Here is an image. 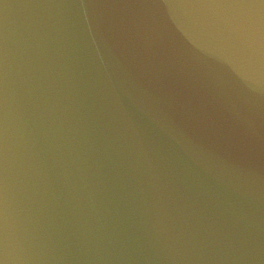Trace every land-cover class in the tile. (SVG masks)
Listing matches in <instances>:
<instances>
[{
    "label": "water",
    "instance_id": "1",
    "mask_svg": "<svg viewBox=\"0 0 264 264\" xmlns=\"http://www.w3.org/2000/svg\"><path fill=\"white\" fill-rule=\"evenodd\" d=\"M0 264H264V0H0Z\"/></svg>",
    "mask_w": 264,
    "mask_h": 264
}]
</instances>
